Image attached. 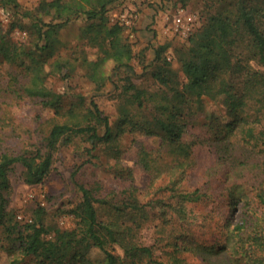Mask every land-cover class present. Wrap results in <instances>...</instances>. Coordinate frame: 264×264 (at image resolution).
Returning <instances> with one entry per match:
<instances>
[{
	"label": "rangeland",
	"instance_id": "374dc122",
	"mask_svg": "<svg viewBox=\"0 0 264 264\" xmlns=\"http://www.w3.org/2000/svg\"><path fill=\"white\" fill-rule=\"evenodd\" d=\"M40 1L17 0L15 8L0 4V37L7 48L11 49L12 43L23 44L26 49L34 48L31 21L24 12L33 10L34 13ZM245 1L264 9V0ZM130 3V0H122L111 8L107 23L115 22L121 7L129 8ZM133 5L137 8L143 4ZM144 5L152 8L146 31L141 33L146 36L137 33L134 16L121 32V38L131 44L135 53L132 67L114 68L113 63L107 61L103 68V83L102 80H91L88 72L90 61L111 50L104 26L98 25L86 32L84 25L87 21L78 17L59 28L55 42L47 51L34 52L35 58L44 65L47 85L62 94L57 108L61 113H57L54 107L44 106L38 97L16 92L20 84L29 80V70L21 59L9 60L0 52V152L15 154L27 146L30 153L35 151L51 124L65 118L64 112L75 107L82 113L92 106V101L108 116L114 132L124 128L110 143H100L91 150H88L90 141L81 134L73 136L66 144H58L53 150L50 172L42 183H27L25 167L16 162L9 172V187L0 194V202L4 205V218L20 224L37 216L39 208H43L38 217L49 227L46 233L49 236L54 233L53 228L69 229L75 225L76 217L71 209L81 199L79 184L91 188L96 197L107 200L95 203L99 218L105 221L115 219L117 210L114 206H122L125 196L131 194V199L143 204L144 210L137 216L140 225L133 224L130 234L140 244L151 246L154 258L170 261L169 254L174 248L172 242H217L223 237L225 219L229 217L234 222L245 210L242 201L230 209L226 191V186L232 183L228 181L229 166L223 164L216 170L213 168L217 153L212 139L219 133L221 123L229 120L221 98L203 97L182 104L186 122L182 139L192 143L191 155L195 161L186 169L171 171L176 155L166 143L161 144V136L153 122L155 114L166 115L176 102L175 90L185 78L180 69V58L186 55L189 34L201 26L210 13L233 15L238 2L166 0L158 7ZM179 7L183 10L182 21L176 24L173 16ZM246 40V36L240 33L233 45L236 56H243L246 52ZM161 44L164 48L157 59L155 48ZM60 58L68 59L71 66L67 82L53 65L54 60ZM157 67L167 77L165 85L152 75V70ZM136 91L139 99L134 96ZM261 114V125L264 126V114ZM125 115L130 122L120 123ZM132 123L154 131L148 134L131 129ZM142 148L151 159L148 166L142 160ZM261 180H264L263 167L248 171L234 181L243 182L251 196L254 186ZM180 192L200 195L186 199L184 220L170 218L164 221L163 207L174 203ZM249 202L254 208L259 204L253 197ZM130 210L125 208L119 220L132 224ZM12 244L13 241L5 237L0 223V264H7ZM115 246V251L123 254L122 249ZM177 254L183 257L184 264H211L188 251ZM30 258L25 257L19 264H33Z\"/></svg>",
	"mask_w": 264,
	"mask_h": 264
},
{
	"label": "trees",
	"instance_id": "16d2710c",
	"mask_svg": "<svg viewBox=\"0 0 264 264\" xmlns=\"http://www.w3.org/2000/svg\"><path fill=\"white\" fill-rule=\"evenodd\" d=\"M122 0H41L33 10L24 12L29 17L34 32V48L26 49L23 44L12 43L7 48L0 37V52L9 60L21 59L29 73V80L20 84L16 92L20 95L40 98L42 104L54 107L57 113L62 94L56 92L46 83L44 65L34 56L35 51H47L56 40V33L62 26L81 17L86 20L87 31L95 26H104V35L111 45L108 54L90 61L89 78L93 81L105 78L104 66L107 61L114 68L132 67L135 57L130 43L121 38L124 28L118 22L107 23L108 12ZM238 6L233 15L215 12L207 15L203 24L188 36L186 55L180 58V69L185 75L184 81L175 90L176 102L166 115L155 114L153 122L161 136V144H167L176 155L172 172L186 169L195 163L189 141L182 139L186 122L183 105L203 97L221 98L226 108L227 120L221 123L219 133L212 139L217 153L216 170L223 164L229 166L226 191L229 196L230 209L238 201L243 202L245 210L236 221L229 217L223 223L224 234L221 240L204 244L192 240L184 243L172 242L170 261L153 257L152 247L143 245L133 239L131 233L134 225L141 222L137 216L143 212V204L131 194L125 196L122 206L115 205V219L102 220L98 216L95 203L106 202L105 198L96 197L91 190L79 184L82 190L81 199L71 209L76 217L72 228H53V234H46L49 227L37 216L19 223L4 218V205L0 202V223L5 237L13 244L9 250L7 264H19L31 256L33 264H184V259L177 253L188 251L202 256L211 264H264V180L254 186L250 196L243 182L235 179L256 168H264V126L261 125L264 114V9L254 7L245 0H237ZM0 4L13 8L17 0H0ZM246 36V52L236 56L233 45L239 34ZM164 44L155 48V58L160 59ZM61 78L67 82L71 66L68 59L60 58L53 62ZM153 77L162 85L168 80L159 67L152 70ZM139 99L138 91L134 94ZM140 103V102H139ZM86 111L80 112L70 107L63 120H57L44 137L42 144L29 152V146L18 153L0 152V194L9 187V172L16 162L26 169V180L29 184L42 183L48 176L53 150L58 144L68 143L73 136L85 135L90 141L88 150L100 143H110L124 128L114 132L109 118L103 114L95 102ZM61 113V112H60ZM130 122L124 116L120 123ZM131 129L142 130L150 134L153 129L131 124ZM36 145V144H35ZM144 163L150 165L145 149H141ZM159 172V171H157ZM189 192H180L177 200L163 207L164 221L184 220L187 215L186 199L197 198ZM256 198L259 204L251 206L250 198ZM131 208L130 220H119L125 208ZM254 208V209H253ZM169 217V219H168ZM185 240V239H184ZM117 245L123 254L115 251ZM96 251V252H95Z\"/></svg>",
	"mask_w": 264,
	"mask_h": 264
},
{
	"label": "built area",
	"instance_id": "2783aa9c",
	"mask_svg": "<svg viewBox=\"0 0 264 264\" xmlns=\"http://www.w3.org/2000/svg\"><path fill=\"white\" fill-rule=\"evenodd\" d=\"M130 6L129 8H127L126 6H123L121 7V10L119 12V14L116 16V21L115 22H118L119 24L121 25H126V24H130V19L131 17L135 16V11H136V7L134 4H150V5H153V6H161L163 5V3L166 2V0H130ZM183 10L181 7H179L177 9V12L176 14L173 16L174 17V21L176 24H180L181 21H182V14ZM132 22V21H131Z\"/></svg>",
	"mask_w": 264,
	"mask_h": 264
},
{
	"label": "crops",
	"instance_id": "0c3cea01",
	"mask_svg": "<svg viewBox=\"0 0 264 264\" xmlns=\"http://www.w3.org/2000/svg\"><path fill=\"white\" fill-rule=\"evenodd\" d=\"M152 8L149 5H139L136 8L135 11V26L138 28L137 33L140 36H146V34L143 33V35L141 34L142 32L146 31L145 27L147 24V19L149 18L148 16L151 15Z\"/></svg>",
	"mask_w": 264,
	"mask_h": 264
}]
</instances>
